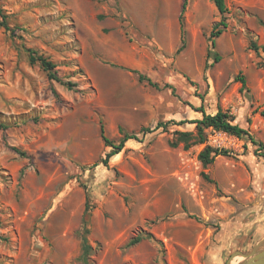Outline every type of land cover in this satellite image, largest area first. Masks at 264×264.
Here are the masks:
<instances>
[{
	"label": "rangeland",
	"instance_id": "obj_1",
	"mask_svg": "<svg viewBox=\"0 0 264 264\" xmlns=\"http://www.w3.org/2000/svg\"><path fill=\"white\" fill-rule=\"evenodd\" d=\"M182 2L0 0V264H81V234L87 264H227L264 242V159L249 139L208 129L232 152L203 166V144L170 146L193 123L155 128L221 108L264 143V50L250 46L264 45V0H224L223 14L186 0L181 34ZM101 124L115 143L136 135L107 165Z\"/></svg>",
	"mask_w": 264,
	"mask_h": 264
},
{
	"label": "trees",
	"instance_id": "obj_2",
	"mask_svg": "<svg viewBox=\"0 0 264 264\" xmlns=\"http://www.w3.org/2000/svg\"><path fill=\"white\" fill-rule=\"evenodd\" d=\"M214 4L219 11L220 14H223L226 12V6L224 0H213ZM186 0H183L182 2V8L179 13V25H180V31L181 34H183V10L185 7ZM0 9V13H1ZM4 17V15H2ZM220 26H226V23L224 20H219L216 22L211 31H210V37L212 44H214L213 38L217 37L222 29ZM184 46V42H181V45L178 47V51L181 50ZM250 46L252 49L257 51L260 47L264 50V45L258 46L255 42H251ZM29 58L32 63L38 61L40 65L47 71L48 78L50 80H56L59 81L61 84L67 86L68 88H71L74 84L71 83V81H62L57 75V72L55 71V65L45 57L41 55H35L33 51H29ZM219 59L218 56H215V60ZM237 80L241 82L242 87L245 86V80L243 75H240L238 73L236 75ZM138 81H145L149 85L157 86V83L151 81V79L144 74L138 73ZM196 110L201 112L200 118L190 119V120H181L178 122L174 121H166V122H159L155 128L157 127H166V125L169 122H173L174 124H182L184 122H189L194 124V130L192 131H181V130H175L174 133L176 135L175 140L170 141V146L176 147L179 143H182V146L184 149H189L190 147L198 144H203V147L200 149V151L197 154L198 160L202 163L203 166H207L211 164L215 157L218 155L227 156L231 154V150L218 147V146H212L209 143H207V130L211 129L214 131H220L224 132L228 135H233L235 137L241 138V137H247L249 141L255 146L254 153L257 156H260L264 159V143L262 141H259L254 138L253 134L249 132L248 129L243 128L238 123L235 122V117L228 111V110H222L221 108H218L215 113H206L205 110L202 107L197 108ZM260 115L264 117V102H263V108L259 111ZM4 125L0 124V127ZM143 132L150 131L149 128L142 129ZM100 136L103 139L104 143L108 146H111L113 149L106 153L105 157L101 159V162L104 165H107L108 159L118 153L123 147L124 143L130 139V138H136L135 134H128L124 133L122 138L118 140L117 143L110 140L104 132V127L101 124L100 125ZM17 150V149H15ZM93 165H97V163H94ZM202 175L204 178L209 179L207 173L202 172ZM212 181L211 179H209ZM86 208V207H85ZM85 232V231H84ZM83 232V233H84ZM145 236L147 237H153L151 233H147ZM143 235H137L133 238H131L127 245H133L141 240ZM91 247L88 244L86 237L84 234H81V252L78 256V260L81 264H87L88 263V256L90 254Z\"/></svg>",
	"mask_w": 264,
	"mask_h": 264
},
{
	"label": "water",
	"instance_id": "obj_3",
	"mask_svg": "<svg viewBox=\"0 0 264 264\" xmlns=\"http://www.w3.org/2000/svg\"><path fill=\"white\" fill-rule=\"evenodd\" d=\"M235 255H240L244 258L241 264H264V242L252 248L248 252H233L228 259L227 264H230L231 259Z\"/></svg>",
	"mask_w": 264,
	"mask_h": 264
},
{
	"label": "bare ground",
	"instance_id": "obj_4",
	"mask_svg": "<svg viewBox=\"0 0 264 264\" xmlns=\"http://www.w3.org/2000/svg\"><path fill=\"white\" fill-rule=\"evenodd\" d=\"M241 264V263H240Z\"/></svg>",
	"mask_w": 264,
	"mask_h": 264
}]
</instances>
